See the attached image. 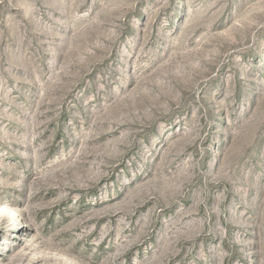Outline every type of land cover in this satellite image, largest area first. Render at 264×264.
<instances>
[{
  "label": "rangeland",
  "instance_id": "1",
  "mask_svg": "<svg viewBox=\"0 0 264 264\" xmlns=\"http://www.w3.org/2000/svg\"><path fill=\"white\" fill-rule=\"evenodd\" d=\"M0 264H264V0H0Z\"/></svg>",
  "mask_w": 264,
  "mask_h": 264
}]
</instances>
